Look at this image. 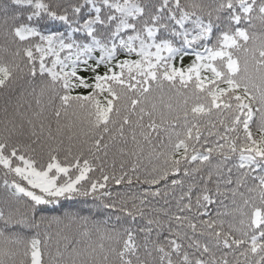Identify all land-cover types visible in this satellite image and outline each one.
Segmentation results:
<instances>
[{"label":"snow or ice","instance_id":"obj_1","mask_svg":"<svg viewBox=\"0 0 264 264\" xmlns=\"http://www.w3.org/2000/svg\"><path fill=\"white\" fill-rule=\"evenodd\" d=\"M0 264H264V0H0Z\"/></svg>","mask_w":264,"mask_h":264},{"label":"trees","instance_id":"obj_2","mask_svg":"<svg viewBox=\"0 0 264 264\" xmlns=\"http://www.w3.org/2000/svg\"><path fill=\"white\" fill-rule=\"evenodd\" d=\"M51 214H58V211L57 212H54V213H51Z\"/></svg>","mask_w":264,"mask_h":264}]
</instances>
